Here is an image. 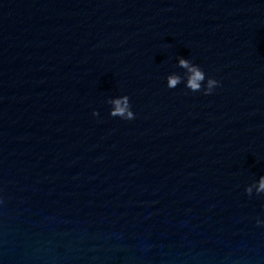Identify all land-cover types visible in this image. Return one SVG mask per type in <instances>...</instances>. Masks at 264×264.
I'll list each match as a JSON object with an SVG mask.
<instances>
[{"label": "water", "instance_id": "1", "mask_svg": "<svg viewBox=\"0 0 264 264\" xmlns=\"http://www.w3.org/2000/svg\"><path fill=\"white\" fill-rule=\"evenodd\" d=\"M262 177L264 0H0V264H264Z\"/></svg>", "mask_w": 264, "mask_h": 264}, {"label": "clouds", "instance_id": "2", "mask_svg": "<svg viewBox=\"0 0 264 264\" xmlns=\"http://www.w3.org/2000/svg\"><path fill=\"white\" fill-rule=\"evenodd\" d=\"M179 63L181 67L188 68L191 73L188 78V83L186 87H188L193 93L200 92L202 89V84L205 80V74L199 69L198 66L190 65L189 61H187L186 59L180 58ZM168 81L169 88H175L181 83V80L178 76H169ZM220 86L221 83L217 79H208L206 87L203 89V95H212L215 89ZM113 105L114 109L110 112V115L113 118H119L125 121H131L135 119V113L132 110L129 98L125 97L123 99H116L115 101H113ZM93 115L97 116L98 113L93 112ZM248 191L249 194H251V189H249ZM257 191L258 193L264 192V177L260 179Z\"/></svg>", "mask_w": 264, "mask_h": 264}]
</instances>
